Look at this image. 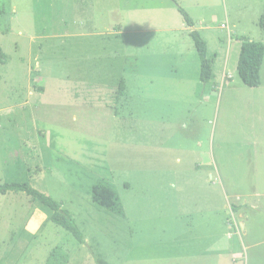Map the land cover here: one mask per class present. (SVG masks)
Returning <instances> with one entry per match:
<instances>
[{
	"label": "rangeland",
	"instance_id": "374dc122",
	"mask_svg": "<svg viewBox=\"0 0 264 264\" xmlns=\"http://www.w3.org/2000/svg\"><path fill=\"white\" fill-rule=\"evenodd\" d=\"M178 6L207 42V83ZM263 11L264 0H0V183L51 196L85 239L50 220L29 234L32 210L49 208L0 194V264H123L129 224L92 200L100 179L127 207L163 208L172 184L214 189L221 206L225 190L243 204L225 216L262 241L248 254L264 264V66L247 86L238 44L227 52V33L264 43Z\"/></svg>",
	"mask_w": 264,
	"mask_h": 264
},
{
	"label": "crops",
	"instance_id": "0c3cea01",
	"mask_svg": "<svg viewBox=\"0 0 264 264\" xmlns=\"http://www.w3.org/2000/svg\"><path fill=\"white\" fill-rule=\"evenodd\" d=\"M195 27V24L188 27V31ZM227 34V52L235 41L239 46V53L240 38L243 36L236 34L233 37L231 33ZM263 66L264 58L261 69ZM224 78L232 79V76L225 74ZM25 103L18 104L23 111L26 109ZM206 167L209 165L206 164ZM193 181L190 179V182ZM172 187L175 190L170 193L169 203L167 200L163 208H142L140 204L127 207L122 203V219L129 224L128 230L132 239L129 244L130 254L123 260V264H251V260L255 258L249 256V249L262 241H246L245 233L241 236L231 218L225 216L230 212L239 211V214L243 204L233 201L225 190L222 193L221 206H214V189L205 190L198 197H194L177 184H172ZM180 194L185 195L186 199L189 198V204H182L183 197H179ZM217 196L220 198L219 193ZM50 214L51 211L46 209L34 208L24 230L31 235L37 234L48 222ZM240 226L245 229L244 221H241ZM133 250L136 253H132Z\"/></svg>",
	"mask_w": 264,
	"mask_h": 264
},
{
	"label": "trees",
	"instance_id": "16d2710c",
	"mask_svg": "<svg viewBox=\"0 0 264 264\" xmlns=\"http://www.w3.org/2000/svg\"><path fill=\"white\" fill-rule=\"evenodd\" d=\"M178 10L184 18L188 27H193L194 22L188 13L181 6ZM258 26L264 30V11L258 20ZM190 36L199 56L200 80L207 83L212 78L211 60L207 56V42L201 36L196 28L190 30ZM264 58V43L261 41L251 40L247 37L240 38V49L237 62V73L242 82L250 87L259 86L260 70ZM0 62L4 63L5 58L0 50ZM123 81H120V88H123ZM119 88V89H120ZM8 192H24L33 200L39 201L42 205L49 208L51 214L48 218L51 222L60 226L71 233L79 243H84L85 239L82 231L76 224L71 214L61 207L60 203L51 196L32 187L28 182H3L0 183V194ZM91 198L94 203L107 211L113 212L119 216H124L123 204L112 184L104 179L97 180L91 188ZM234 209V207H233ZM96 264H103L97 258Z\"/></svg>",
	"mask_w": 264,
	"mask_h": 264
},
{
	"label": "built area",
	"instance_id": "2783aa9c",
	"mask_svg": "<svg viewBox=\"0 0 264 264\" xmlns=\"http://www.w3.org/2000/svg\"><path fill=\"white\" fill-rule=\"evenodd\" d=\"M226 25L222 24L221 27H225Z\"/></svg>",
	"mask_w": 264,
	"mask_h": 264
},
{
	"label": "water",
	"instance_id": "95a60500",
	"mask_svg": "<svg viewBox=\"0 0 264 264\" xmlns=\"http://www.w3.org/2000/svg\"><path fill=\"white\" fill-rule=\"evenodd\" d=\"M264 211V209H262Z\"/></svg>",
	"mask_w": 264,
	"mask_h": 264
}]
</instances>
